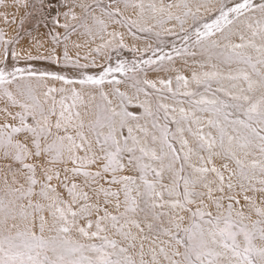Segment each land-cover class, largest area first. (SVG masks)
I'll use <instances>...</instances> for the list:
<instances>
[{"label": "snow or ice", "instance_id": "snow-or-ice-1", "mask_svg": "<svg viewBox=\"0 0 264 264\" xmlns=\"http://www.w3.org/2000/svg\"><path fill=\"white\" fill-rule=\"evenodd\" d=\"M0 264H264V0H0Z\"/></svg>", "mask_w": 264, "mask_h": 264}]
</instances>
